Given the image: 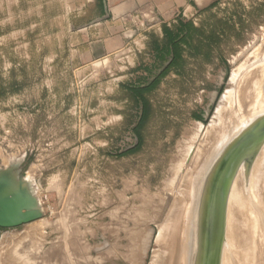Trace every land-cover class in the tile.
Instances as JSON below:
<instances>
[{
	"label": "rangeland",
	"instance_id": "374dc122",
	"mask_svg": "<svg viewBox=\"0 0 264 264\" xmlns=\"http://www.w3.org/2000/svg\"><path fill=\"white\" fill-rule=\"evenodd\" d=\"M89 1L0 0V171L42 214L0 229V264H199L210 168L264 116V0L125 16L122 45L85 62ZM220 264H264V143L231 186Z\"/></svg>",
	"mask_w": 264,
	"mask_h": 264
},
{
	"label": "water",
	"instance_id": "95a60500",
	"mask_svg": "<svg viewBox=\"0 0 264 264\" xmlns=\"http://www.w3.org/2000/svg\"><path fill=\"white\" fill-rule=\"evenodd\" d=\"M263 143L264 116H261L228 145L210 168L209 175L215 177L213 183L216 187L214 191L216 215H214V231L211 235L212 253L209 255L211 260L209 259L208 264H220L221 261V250L225 239L227 195L239 167L244 157L248 155L254 157ZM41 215L39 202L25 178L10 171H0V229H12L29 224L41 218Z\"/></svg>",
	"mask_w": 264,
	"mask_h": 264
},
{
	"label": "crops",
	"instance_id": "0c3cea01",
	"mask_svg": "<svg viewBox=\"0 0 264 264\" xmlns=\"http://www.w3.org/2000/svg\"><path fill=\"white\" fill-rule=\"evenodd\" d=\"M218 0H91L85 11L83 61L103 57L122 45L121 18L132 14H151L169 22L182 13H195L215 5ZM100 21V22H99ZM98 22V23H97ZM84 37V36H83Z\"/></svg>",
	"mask_w": 264,
	"mask_h": 264
},
{
	"label": "bare ground",
	"instance_id": "6f19581e",
	"mask_svg": "<svg viewBox=\"0 0 264 264\" xmlns=\"http://www.w3.org/2000/svg\"><path fill=\"white\" fill-rule=\"evenodd\" d=\"M247 128V127H246ZM251 158H254V157H251V156H245L244 157V160L243 162L241 163V165L243 164H246V166L249 168L251 162L253 159ZM240 165V167H241ZM240 167H239V170H240ZM238 170V171H239ZM211 179V181H210ZM213 179V180H212ZM214 179L215 177L213 178H208V181H207V184L206 186L208 187L207 190H205V194L204 196L201 198V202H200V205H199V208H200V216H201V220L203 223H206V227L208 229L207 231V235H203L202 237V242L205 243L203 244L202 243V252H201V256H199V258L201 259V261L199 262V264H208L209 263V259H210V254L212 253V250H211V235L213 234V231H214V227H213V222H214V215H216V202H215V199H214V196H215V184L213 183L214 182ZM26 180V179H25ZM258 184V183H257ZM253 187V186H252ZM254 188V187H253ZM231 190V189H230ZM230 190L228 192V195H227V201H228V197H229V193H230ZM253 190V189H252ZM234 191V190H233ZM214 194V195H213ZM213 195V197L210 199V196ZM234 195V194H233ZM210 199V200H209ZM235 201V200H234ZM233 202V201H232ZM231 202V203H232ZM226 211H227V203H226ZM232 211V209H231ZM235 216V215H234ZM225 221H226V212H225ZM202 223V224H203ZM225 224V223H224ZM204 225V224H203ZM233 226V225H232ZM225 229V228H224ZM232 229V228H231ZM191 231H192V228H191ZM250 231V230H249ZM161 232V231H160ZM158 232V233H160ZM159 236V235H158ZM244 236V235H243ZM204 237H207L206 238V241H205V238ZM242 238V237H241ZM158 240V239H157ZM205 241V242H204ZM239 241V240H238ZM237 241V242H238ZM207 243V245H206ZM244 244V243H243ZM207 247V250L205 251V248ZM243 250V249H242ZM245 251V250H244ZM242 256V255H241ZM156 257V256H155ZM161 258V257H160ZM243 259V257H242ZM211 260V259H210ZM211 262V261H210ZM159 263V262H158ZM162 264V263H161Z\"/></svg>",
	"mask_w": 264,
	"mask_h": 264
},
{
	"label": "trees",
	"instance_id": "16d2710c",
	"mask_svg": "<svg viewBox=\"0 0 264 264\" xmlns=\"http://www.w3.org/2000/svg\"><path fill=\"white\" fill-rule=\"evenodd\" d=\"M183 25L178 28V31L176 33L170 32L169 30H165L166 34V44L168 48L171 50L172 54V60L165 72L162 73L161 77L168 72L170 69H178L180 67V63L182 62V43L185 42L184 38L180 40H176L179 32L183 30ZM158 83V80L155 81L153 84H151L149 87L145 89L136 90L139 95H142L143 92L150 91L156 84Z\"/></svg>",
	"mask_w": 264,
	"mask_h": 264
},
{
	"label": "built area",
	"instance_id": "2783aa9c",
	"mask_svg": "<svg viewBox=\"0 0 264 264\" xmlns=\"http://www.w3.org/2000/svg\"><path fill=\"white\" fill-rule=\"evenodd\" d=\"M188 15H193V13H182V14H180V17H182V18H186V17H188Z\"/></svg>",
	"mask_w": 264,
	"mask_h": 264
}]
</instances>
